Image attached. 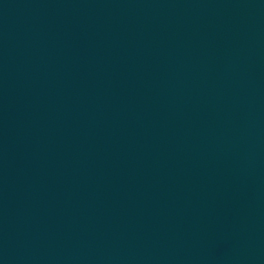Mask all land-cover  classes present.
<instances>
[{"label":"water","instance_id":"water-1","mask_svg":"<svg viewBox=\"0 0 264 264\" xmlns=\"http://www.w3.org/2000/svg\"><path fill=\"white\" fill-rule=\"evenodd\" d=\"M0 264H264V0H0Z\"/></svg>","mask_w":264,"mask_h":264}]
</instances>
